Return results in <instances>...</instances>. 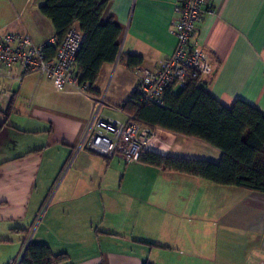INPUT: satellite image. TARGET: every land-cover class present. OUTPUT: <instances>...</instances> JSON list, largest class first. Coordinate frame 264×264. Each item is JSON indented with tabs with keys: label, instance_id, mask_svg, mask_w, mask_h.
Returning <instances> with one entry per match:
<instances>
[{
	"label": "crops",
	"instance_id": "1",
	"mask_svg": "<svg viewBox=\"0 0 264 264\" xmlns=\"http://www.w3.org/2000/svg\"><path fill=\"white\" fill-rule=\"evenodd\" d=\"M175 2L107 0L101 23L113 20L122 32L118 58L102 66L95 97L76 94L80 102H73L65 91L56 101L35 100L37 81L24 103L30 76L19 82L15 68L0 78L7 94L0 102V242L13 230L25 232L22 243L28 230H44L33 242L65 255L64 264L264 263V193L104 159L81 146L95 106L118 111L135 90L137 70H156L173 54ZM42 4L0 0V34L16 24L35 45L53 38ZM197 35L213 62L206 92L225 108L240 100L264 115V0H208ZM127 56L142 62L128 68ZM153 131L149 152L220 161L221 152L198 139Z\"/></svg>",
	"mask_w": 264,
	"mask_h": 264
},
{
	"label": "trees",
	"instance_id": "2",
	"mask_svg": "<svg viewBox=\"0 0 264 264\" xmlns=\"http://www.w3.org/2000/svg\"><path fill=\"white\" fill-rule=\"evenodd\" d=\"M106 5L107 0H43L39 7L41 15L51 22L54 37L61 39L71 25H76L83 34L76 71L80 83L89 85L87 94L91 97L96 95L93 86L102 66L115 63L119 54L120 26L113 20L101 23ZM125 62L128 68H136L142 59L127 56ZM135 100L133 93L120 108L139 125L198 139L221 152L217 164L165 157L149 151L141 155L139 162L218 186L264 193V115L259 110L240 100L225 108L197 80L188 81L186 88L176 93L167 91L163 107L139 105ZM66 262L65 255H55L47 246L31 242L19 264ZM10 264H15V260Z\"/></svg>",
	"mask_w": 264,
	"mask_h": 264
},
{
	"label": "built area",
	"instance_id": "3",
	"mask_svg": "<svg viewBox=\"0 0 264 264\" xmlns=\"http://www.w3.org/2000/svg\"><path fill=\"white\" fill-rule=\"evenodd\" d=\"M207 5L208 0H176L171 24L175 50L156 70H137L138 80L133 92L136 104L163 107L167 91L183 90L190 80L202 84L203 79L212 74V59L197 41V26ZM83 43L84 36L76 25H71L61 39L53 37L35 45L15 24L0 34V78L16 68L19 82L25 76L39 75L48 80L56 92L70 90L86 95L89 85L80 83L76 71ZM6 95L0 89V102ZM102 106L101 103L96 107L81 146L104 159L118 157L127 164L139 162L141 155L150 150L154 131L136 123L121 108L118 112L124 115V121L104 119L100 116ZM23 255L15 264L20 263Z\"/></svg>",
	"mask_w": 264,
	"mask_h": 264
},
{
	"label": "rangeland",
	"instance_id": "4",
	"mask_svg": "<svg viewBox=\"0 0 264 264\" xmlns=\"http://www.w3.org/2000/svg\"><path fill=\"white\" fill-rule=\"evenodd\" d=\"M114 74H115V70L112 69L108 81L104 84L103 92L105 91V89L109 88V85H111V83L113 82ZM29 76L30 77L27 78L26 82H29L28 84H30V86L25 87L26 92H24L22 94V98H23L22 102L26 103L25 101H27L29 96L32 95L33 89H34V84L37 81H38L39 87H38V92L35 96V100H38L37 98H39V99L42 98L45 100L56 101V100L63 98L62 94H64L65 91L63 93H59V94L55 93V91H53L54 89H52L51 83L49 81H47L44 77H41L39 75H29ZM66 91H70V90H66ZM176 92H178V91H175V93ZM71 93H72L71 96H65L64 98H67L68 100L73 101V102H80V97H78V95H76L77 93L72 92V91H71ZM73 93H75V94H73ZM96 107H97V105L95 106V108ZM102 115L104 117L110 118L108 120L124 121V117L122 116V114L118 113L117 110L112 109V108H107L106 106H103V109H102L101 114H100V116L102 118H104ZM16 116L17 115H15L14 113L10 114V117H16ZM0 117L3 118V116L1 114H0ZM107 118H104V119H107ZM48 201H50V200H48ZM47 204H48V202L46 203V205ZM40 217L38 218V221L40 220ZM37 223L35 224L34 229L37 227V225H38ZM40 231H44V230H28L29 233L26 236H23V241H24L23 243L21 241V239H22L21 235H23V234L14 233L13 231H11L10 238L5 240L4 242H0V264H10L12 261L16 260L17 256L19 259L22 256V254L24 253L27 245H29L31 242H33V238L36 237V235ZM114 246L119 247L120 245L116 241Z\"/></svg>",
	"mask_w": 264,
	"mask_h": 264
}]
</instances>
